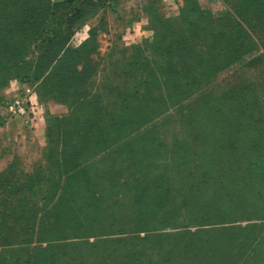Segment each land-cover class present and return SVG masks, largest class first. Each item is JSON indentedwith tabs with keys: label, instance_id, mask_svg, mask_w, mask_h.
Returning a JSON list of instances; mask_svg holds the SVG:
<instances>
[{
	"label": "rangeland",
	"instance_id": "obj_1",
	"mask_svg": "<svg viewBox=\"0 0 264 264\" xmlns=\"http://www.w3.org/2000/svg\"><path fill=\"white\" fill-rule=\"evenodd\" d=\"M64 1L0 0V264H264V0Z\"/></svg>",
	"mask_w": 264,
	"mask_h": 264
},
{
	"label": "trees",
	"instance_id": "obj_2",
	"mask_svg": "<svg viewBox=\"0 0 264 264\" xmlns=\"http://www.w3.org/2000/svg\"><path fill=\"white\" fill-rule=\"evenodd\" d=\"M4 1H7L8 3H10L9 1H16V0H3V3H5ZM22 1L24 3H26L27 6H28V4H30V1L31 0H22ZM35 1L36 2H41L42 0H35ZM85 3L86 2L80 1V0L79 1H77V0H65L61 6L60 5L58 6V7H61L62 8V10H61V11H63L62 13H59V12L56 13V11L54 10V8L56 7L55 5H50L49 7L46 6V8L44 9V11L42 10V8H44L42 6H40L39 8L38 7H35V10H36L37 13L44 12L45 14H47V17H48L49 20L50 19L57 18L58 16H60L61 19L64 20L65 17H66L65 12L68 11L69 12V17L66 20V25H67V28H69L71 26L74 27V25L76 26V24L79 21H82L86 17V14H85ZM91 5H93V3ZM97 6L98 5H95V8H97ZM71 7L78 8V9L77 10H72ZM67 9H69V10H67ZM28 11H29V13H31L30 12L31 10H27V12ZM94 13H96V12H94ZM27 21H28V19H27ZM24 24L30 26V21L29 22H26V18L24 20H22V22H21V26L22 27L20 28L21 31H23V29H24V27H23ZM61 25H64V23L62 22L60 24V26ZM16 29H18V28L13 27L11 29L12 30L11 32L15 34L16 32L14 30H16ZM26 30H27V32L29 31L28 28L27 29H24V31H26ZM31 30H33L32 25H31ZM34 30H35V28H34ZM30 33H32V31ZM170 179L171 180H169L168 178L167 179L161 178V180H160L158 178L156 184L154 185V187L156 188V192H158L157 193V196L163 197V200L164 201H166V199H167V193L170 192V190H172L173 185H174L175 180H176V179H173V178H170ZM168 180H169V183H168ZM154 196H156V195H154Z\"/></svg>",
	"mask_w": 264,
	"mask_h": 264
},
{
	"label": "built area",
	"instance_id": "obj_3",
	"mask_svg": "<svg viewBox=\"0 0 264 264\" xmlns=\"http://www.w3.org/2000/svg\"><path fill=\"white\" fill-rule=\"evenodd\" d=\"M212 2H221L222 0H208ZM2 108L3 115L9 113L11 116H21L26 113V107L23 100L16 99L12 103H6Z\"/></svg>",
	"mask_w": 264,
	"mask_h": 264
},
{
	"label": "crops",
	"instance_id": "obj_4",
	"mask_svg": "<svg viewBox=\"0 0 264 264\" xmlns=\"http://www.w3.org/2000/svg\"><path fill=\"white\" fill-rule=\"evenodd\" d=\"M210 3H211V2H210ZM97 16H98L97 12L91 14V18H97ZM84 20H87V17L84 18Z\"/></svg>",
	"mask_w": 264,
	"mask_h": 264
}]
</instances>
